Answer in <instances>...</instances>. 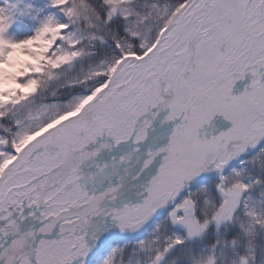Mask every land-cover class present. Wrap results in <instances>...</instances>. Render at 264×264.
<instances>
[{"label":"snow or ice","instance_id":"snow-or-ice-1","mask_svg":"<svg viewBox=\"0 0 264 264\" xmlns=\"http://www.w3.org/2000/svg\"><path fill=\"white\" fill-rule=\"evenodd\" d=\"M0 264H264V0H0Z\"/></svg>","mask_w":264,"mask_h":264}]
</instances>
